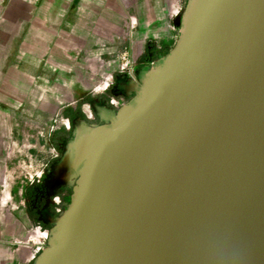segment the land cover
<instances>
[{
  "label": "water",
  "instance_id": "95a60500",
  "mask_svg": "<svg viewBox=\"0 0 264 264\" xmlns=\"http://www.w3.org/2000/svg\"><path fill=\"white\" fill-rule=\"evenodd\" d=\"M70 154L34 264H264V0H187L174 48Z\"/></svg>",
  "mask_w": 264,
  "mask_h": 264
},
{
  "label": "crops",
  "instance_id": "0c3cea01",
  "mask_svg": "<svg viewBox=\"0 0 264 264\" xmlns=\"http://www.w3.org/2000/svg\"><path fill=\"white\" fill-rule=\"evenodd\" d=\"M183 7L0 0V264H34L78 177L73 169L74 181L51 188L60 151L76 133L71 118L108 124L128 103L124 89L154 63L147 49L155 57L175 46Z\"/></svg>",
  "mask_w": 264,
  "mask_h": 264
},
{
  "label": "flooded vegetation",
  "instance_id": "af4514ba",
  "mask_svg": "<svg viewBox=\"0 0 264 264\" xmlns=\"http://www.w3.org/2000/svg\"><path fill=\"white\" fill-rule=\"evenodd\" d=\"M119 86L120 85H116V88H118ZM137 88H138V85L136 87L133 85V86H131V89H127V88L124 89V93L128 96V102H131L133 100V98L136 94ZM71 120L74 123L73 129L75 132H77V130L81 129V127L83 129V128H87L89 126L86 123H81L82 120L77 115L73 116L71 118ZM83 120H84V118H83ZM77 123H79V124H77ZM90 125H93V124H90ZM69 151L70 150L68 149V143L62 149V151H60V157L58 160V164L55 166V169L53 170V175H54L55 181H53L54 183H52V186H51L52 190H54L56 188L55 186L58 182L66 181V182L70 183L71 181H74L77 177V171L71 169V165H70L71 154Z\"/></svg>",
  "mask_w": 264,
  "mask_h": 264
},
{
  "label": "rangeland",
  "instance_id": "374dc122",
  "mask_svg": "<svg viewBox=\"0 0 264 264\" xmlns=\"http://www.w3.org/2000/svg\"><path fill=\"white\" fill-rule=\"evenodd\" d=\"M186 1L187 0H184V7H183V11H184V8H185V4H186ZM183 11H182V14H183ZM182 16V15H181ZM180 24H181V22H180ZM174 48V47H173ZM172 48V49H173ZM150 49V48H149ZM169 52V51H168ZM168 52H163V53H161L160 55L158 54L157 56H155V57H153V55L154 54H151V56H149V58H152V59H154V63L152 64V65H150V66H148V69L150 68V67H152L153 65H155L156 63H158V62H160L161 61V59L168 53ZM147 53V52H146ZM146 57H148V56H146ZM147 69V70H148ZM146 70V71H147ZM139 86V85H138ZM138 89V88H137ZM122 105V104H121ZM72 131H73V127H72ZM70 134H71V132H70ZM73 136H74V132H73Z\"/></svg>",
  "mask_w": 264,
  "mask_h": 264
},
{
  "label": "trees",
  "instance_id": "16d2710c",
  "mask_svg": "<svg viewBox=\"0 0 264 264\" xmlns=\"http://www.w3.org/2000/svg\"><path fill=\"white\" fill-rule=\"evenodd\" d=\"M151 54H153V53L150 51V49H147L146 55L149 57V56H151Z\"/></svg>",
  "mask_w": 264,
  "mask_h": 264
},
{
  "label": "built area",
  "instance_id": "2783aa9c",
  "mask_svg": "<svg viewBox=\"0 0 264 264\" xmlns=\"http://www.w3.org/2000/svg\"><path fill=\"white\" fill-rule=\"evenodd\" d=\"M111 103L117 106V103H116V102H114L113 100H111Z\"/></svg>",
  "mask_w": 264,
  "mask_h": 264
}]
</instances>
